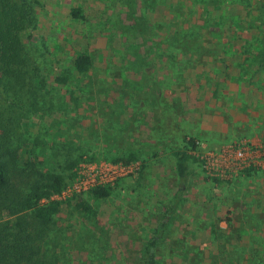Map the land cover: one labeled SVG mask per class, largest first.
Wrapping results in <instances>:
<instances>
[{"label": "rangeland", "instance_id": "1", "mask_svg": "<svg viewBox=\"0 0 264 264\" xmlns=\"http://www.w3.org/2000/svg\"><path fill=\"white\" fill-rule=\"evenodd\" d=\"M32 12L26 64L0 72V129L18 126L17 161L73 183L80 164L136 155L106 177L105 198L53 196L42 250L62 264H144L165 218L158 264H264V0H38ZM80 53L92 58L84 74Z\"/></svg>", "mask_w": 264, "mask_h": 264}, {"label": "trees", "instance_id": "2", "mask_svg": "<svg viewBox=\"0 0 264 264\" xmlns=\"http://www.w3.org/2000/svg\"><path fill=\"white\" fill-rule=\"evenodd\" d=\"M34 3L37 4L38 0H0V72L18 76L21 72L17 68L26 64L21 31L34 28ZM71 14L78 17L79 11L73 8ZM31 62L37 75L39 60L34 53ZM258 64L259 68L264 67V52L261 53ZM91 65L92 58L88 53H80L73 58V67L81 74L86 73ZM56 81L65 83L66 78L58 75ZM39 82L45 84L44 78H40ZM17 132L18 126L13 131L0 129V264H62L59 263V253L52 254L50 251L51 254L47 255L42 250V245L52 229L53 216L60 210V202L53 199V196L60 194L66 187V177L60 172L36 170L28 160L18 162ZM184 141L192 147L196 144L193 137ZM173 155L178 177L183 184L191 155L185 148L175 150ZM135 159L134 153L113 158L125 163ZM74 164L75 162L69 161L67 168H72ZM88 192L93 197L105 198L110 194V187L95 185ZM71 199L77 209L91 210L80 195ZM165 226L164 218L147 240L144 246V264H158L155 249ZM52 241L57 244L58 237L52 236Z\"/></svg>", "mask_w": 264, "mask_h": 264}, {"label": "built area", "instance_id": "3", "mask_svg": "<svg viewBox=\"0 0 264 264\" xmlns=\"http://www.w3.org/2000/svg\"><path fill=\"white\" fill-rule=\"evenodd\" d=\"M79 167L81 169L77 171L75 182H68L62 192L54 195V197L68 196L74 192H80L87 187H93L95 185H105L107 176L109 177L108 180L114 179L121 174L119 171H129L132 168V163L118 162V164H110V168L103 166L97 168L95 165L91 166L90 164L83 163Z\"/></svg>", "mask_w": 264, "mask_h": 264}]
</instances>
